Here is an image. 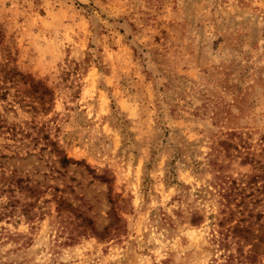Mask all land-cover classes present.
I'll return each instance as SVG.
<instances>
[{
    "label": "rangeland",
    "instance_id": "obj_1",
    "mask_svg": "<svg viewBox=\"0 0 264 264\" xmlns=\"http://www.w3.org/2000/svg\"><path fill=\"white\" fill-rule=\"evenodd\" d=\"M0 264H264V0H0Z\"/></svg>",
    "mask_w": 264,
    "mask_h": 264
}]
</instances>
